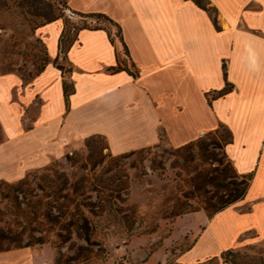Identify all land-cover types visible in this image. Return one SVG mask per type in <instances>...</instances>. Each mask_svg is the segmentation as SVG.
I'll return each mask as SVG.
<instances>
[{"label": "crops", "instance_id": "crops-1", "mask_svg": "<svg viewBox=\"0 0 264 264\" xmlns=\"http://www.w3.org/2000/svg\"><path fill=\"white\" fill-rule=\"evenodd\" d=\"M204 1L212 16L195 0H66L76 15L111 23L78 30L63 55L61 22L44 24V68L27 83L0 72V180H17L94 135L119 155L160 135L178 147L221 125L230 136L224 154L251 178L242 199L210 217L197 210L174 220L173 230L191 237L176 262L202 263L246 232L264 238V0ZM225 83L230 91L210 99ZM2 263L34 260L21 247L0 251Z\"/></svg>", "mask_w": 264, "mask_h": 264}, {"label": "rangeland", "instance_id": "rangeland-1", "mask_svg": "<svg viewBox=\"0 0 264 264\" xmlns=\"http://www.w3.org/2000/svg\"><path fill=\"white\" fill-rule=\"evenodd\" d=\"M53 18L62 24L61 55L79 29L110 25L76 15L66 0H0L1 73L15 74L27 83L48 63L38 29ZM228 138L227 129L218 125L192 140L203 142L204 154L198 147L177 149L186 143L170 146L160 135L151 147L111 155L102 137H87L17 180H0V233L10 237L0 239V244L13 250L27 243L24 247L30 248L34 264H144L149 256L153 264H177V255L191 237L173 230V222L186 213L204 212L206 202L215 200L213 187L203 184L195 190L193 179L212 176V167L234 170L223 151ZM210 140L217 146L209 145ZM176 210L183 213L172 216ZM82 216L87 242L78 237L84 228ZM63 235L69 236L66 241ZM239 240L230 246L234 251L264 257V238L246 232Z\"/></svg>", "mask_w": 264, "mask_h": 264}, {"label": "trees", "instance_id": "trees-1", "mask_svg": "<svg viewBox=\"0 0 264 264\" xmlns=\"http://www.w3.org/2000/svg\"><path fill=\"white\" fill-rule=\"evenodd\" d=\"M195 3L201 9L206 11L209 16H212V13L214 12L213 8L206 7L205 5L199 4L197 1H195ZM79 16L92 17V18H95L98 20H102V21L111 23L110 20L102 14H88V15H79ZM55 20H56V18L50 19L47 21V24L51 23ZM81 29H84V28H81ZM96 29H100V27L91 28L90 30H96ZM60 40H61V35L58 39V49H59ZM70 44H71V42H69L66 45L64 52L68 49ZM59 52L61 53L60 50H59ZM44 66L39 68L37 73H39L44 68ZM56 68L59 70L61 69L60 66H56ZM223 75H224V72H223ZM230 89H231V86L228 83H225L224 87L220 91H218V92H216L210 96V99L220 97V96L226 94L227 92H229ZM70 93H71V88L69 87L68 84L63 82L62 83V94H63V100H64L65 106H66L67 97ZM229 142H230V136H229L228 140L225 141L224 146ZM208 144L212 145V146H217V143L215 141H212V140H210L208 142ZM202 145H203L202 141H190V142L186 143L185 145H183L177 149L183 150V149H191L192 147H198V150H201L202 154H204L206 149H205V146L202 147ZM85 146H87L86 143H85ZM228 164H230V163L228 162ZM231 168L232 167H230V168L224 167V168L219 169L218 167H212V169H211V172L213 173L212 176H206L205 177V176L197 175L193 179V188L195 190H200L202 188L203 184H208L214 188V191H212L211 194L214 195L215 200L214 201H207L206 205L203 207L204 213L207 217H210L215 212L223 209L227 205L234 203L237 200L242 199L246 193V190H247V187L249 184V180L251 178V174L238 175ZM228 172H230V175ZM225 178H228V180H225ZM218 191H221L222 193L218 194L219 193ZM181 213H183V211L176 210L172 213V216H178ZM165 217H167V216H165ZM81 220L84 223L83 224L84 228H83V233L82 234L79 233L78 237H81L85 242H87L88 241V232H87L88 228L86 225V218L82 216ZM62 237H63V241H66V239H68L69 236L63 235ZM9 238L10 237H8L6 233L5 234L3 232L0 233V239L1 240L2 239H9ZM39 239H41V238L37 237L36 242H40ZM26 245H27V243H25L22 246L17 244V247H24ZM8 249L9 248H8L7 244L5 246H2L0 244V251H5ZM217 259H220L222 263H226V264H264V257H262V256H257L256 258L253 256L248 257L247 254L234 251L231 247L223 249L222 251L219 252V254L217 256H212L211 258L207 259V261H209V260L216 261Z\"/></svg>", "mask_w": 264, "mask_h": 264}]
</instances>
